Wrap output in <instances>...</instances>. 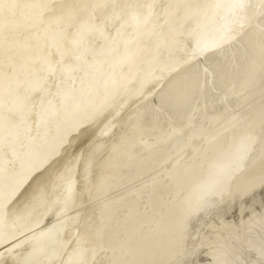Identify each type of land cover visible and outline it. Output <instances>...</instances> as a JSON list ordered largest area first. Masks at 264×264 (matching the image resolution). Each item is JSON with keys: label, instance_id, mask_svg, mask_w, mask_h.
<instances>
[{"label": "bare ground", "instance_id": "bare-ground-1", "mask_svg": "<svg viewBox=\"0 0 264 264\" xmlns=\"http://www.w3.org/2000/svg\"><path fill=\"white\" fill-rule=\"evenodd\" d=\"M0 5V264H264V0Z\"/></svg>", "mask_w": 264, "mask_h": 264}, {"label": "rangeland", "instance_id": "rangeland-1", "mask_svg": "<svg viewBox=\"0 0 264 264\" xmlns=\"http://www.w3.org/2000/svg\"><path fill=\"white\" fill-rule=\"evenodd\" d=\"M261 25V24H260ZM261 27V26H260ZM263 27V26H262ZM260 30H262V29H260ZM252 130H253V128H252Z\"/></svg>", "mask_w": 264, "mask_h": 264}, {"label": "snow or ice", "instance_id": "snow-or-ice-1", "mask_svg": "<svg viewBox=\"0 0 264 264\" xmlns=\"http://www.w3.org/2000/svg\"><path fill=\"white\" fill-rule=\"evenodd\" d=\"M0 7H2V5H0Z\"/></svg>", "mask_w": 264, "mask_h": 264}]
</instances>
